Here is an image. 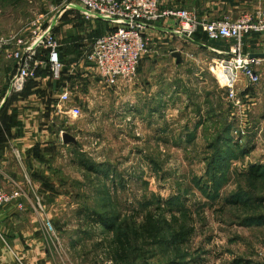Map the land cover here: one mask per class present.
Returning a JSON list of instances; mask_svg holds the SVG:
<instances>
[{
  "label": "rangeland",
  "instance_id": "1",
  "mask_svg": "<svg viewBox=\"0 0 264 264\" xmlns=\"http://www.w3.org/2000/svg\"><path fill=\"white\" fill-rule=\"evenodd\" d=\"M62 2L0 0V16L24 26L47 13L60 22L59 43L64 23L74 25L77 44L88 41L85 30H95L59 18ZM257 41L244 37V52ZM188 47L179 63L168 53L141 64L129 83L108 86L93 71L77 117L39 118L52 141L32 164L49 264H122L113 259L116 235H126V264H264V60L259 82H240L235 101L212 71L227 54ZM251 164L260 169L250 173ZM92 210L114 226L87 216Z\"/></svg>",
  "mask_w": 264,
  "mask_h": 264
},
{
  "label": "crops",
  "instance_id": "2",
  "mask_svg": "<svg viewBox=\"0 0 264 264\" xmlns=\"http://www.w3.org/2000/svg\"><path fill=\"white\" fill-rule=\"evenodd\" d=\"M261 1L264 3V0H160L159 8L160 11L187 8L202 20H216L223 17L236 19L245 13H254L261 7L259 5ZM65 16L67 18L76 16L78 18L74 19L83 20L80 13H62L59 18L63 19ZM14 20L11 17L0 16V33L7 31L24 33L29 22L24 26H16ZM60 21L63 23L62 20ZM59 23L56 20L55 25ZM89 25L95 30L93 32L90 31L91 29L85 30L89 33V40L112 28L110 23L100 20L91 21ZM60 26L65 34V41L59 43L61 60L64 64L59 82L50 78L48 71L42 68L38 70L35 78L26 82L20 94L16 96L8 93V84L16 71V65L5 55L0 56V186L10 189L19 185L23 191L22 208L14 203L0 207V264H49L44 246L46 240L40 235L36 223L39 224L41 203L36 202L35 196L43 189H40L38 181L33 178L37 171H34L36 169L32 164L34 160L40 159V150L50 145L52 141L43 136L47 124L41 125L39 118L41 120V115L47 111L55 116L60 113L56 104H50L48 100L56 96L55 91H60L64 81L73 83L80 80V93L85 94V89L91 85L94 76L92 63L88 61L81 63V58L89 50V40L79 39L80 43L77 44L75 36L72 37L75 34L74 25L64 23ZM175 26V18L167 15H162L146 26L144 35L148 39L151 52L141 59L139 67L141 64L142 66L151 64L158 55L165 57L170 53L173 57L172 52L177 51L181 56L190 45H206L201 37L203 33L200 31L192 42L176 34ZM79 30L77 35L83 33L82 29ZM96 31L97 34L94 35ZM245 37H255L259 40L251 43V50L246 53L264 52V38L261 35L253 33ZM223 43L226 44L225 48L209 46L206 48H212L210 50L216 53H226L232 41L224 40ZM182 59L181 56V61ZM35 149L38 150V156L33 153Z\"/></svg>",
  "mask_w": 264,
  "mask_h": 264
},
{
  "label": "built area",
  "instance_id": "3",
  "mask_svg": "<svg viewBox=\"0 0 264 264\" xmlns=\"http://www.w3.org/2000/svg\"><path fill=\"white\" fill-rule=\"evenodd\" d=\"M160 0H63L58 17L66 10L78 11L86 23L100 20L112 28L94 37L81 63H92V70L100 83L108 86L129 83L136 76L140 61L150 54L146 26L162 15L175 18V33L187 40L201 31L209 40L232 41L227 58L215 59L212 67L219 71L218 81L227 89L229 98L237 99L240 82L244 86L257 84L260 74L255 68L264 59L249 58L243 51L244 37L257 33L264 38V6L254 13H245L236 19L223 17L202 20L189 9H166L160 11ZM47 13H37L26 29L0 33V56L12 59L16 71L8 84V93H20L26 82L35 78L39 69H45L54 80H60L64 64L60 59V44L53 33L56 20H46ZM80 80L64 81L59 91L56 108L60 113L80 114L78 100ZM238 102V101H237ZM67 105H69L67 107ZM27 182L30 183L28 178ZM22 188L10 189L0 186V207L14 203L23 207ZM41 208V207H40Z\"/></svg>",
  "mask_w": 264,
  "mask_h": 264
},
{
  "label": "trees",
  "instance_id": "4",
  "mask_svg": "<svg viewBox=\"0 0 264 264\" xmlns=\"http://www.w3.org/2000/svg\"><path fill=\"white\" fill-rule=\"evenodd\" d=\"M200 32L197 31L193 35V39H196ZM201 37L203 38V40H205L206 45L209 46V47L225 48V43H223L224 40H209V39H207L206 35H204V33L201 35ZM244 47L245 46H243V51H244ZM60 59H61V55H60ZM42 150L44 151L45 149H42ZM42 150H40V151H42ZM33 153L36 156H38V150L37 149H35ZM259 169L260 168L257 167L254 164H251L249 166V172L250 173H256ZM88 215L93 216L92 218H94L95 221H98L102 226H105L107 228H110V227L114 226L112 219H110L109 217H106L102 213H99V212H96V211L92 210V211L87 213V216ZM258 217L260 218L259 221L264 225V214H260ZM115 241H116L115 243H116L117 246L115 248V251L113 252V254H114L113 255V259L115 260L116 263L126 264V255L127 254H126V248L124 246L127 243L126 235H116L115 236Z\"/></svg>",
  "mask_w": 264,
  "mask_h": 264
},
{
  "label": "water",
  "instance_id": "5",
  "mask_svg": "<svg viewBox=\"0 0 264 264\" xmlns=\"http://www.w3.org/2000/svg\"><path fill=\"white\" fill-rule=\"evenodd\" d=\"M187 40L194 42L192 39L187 38ZM212 49V48H210ZM173 57H175L176 62L179 63L181 62V56L177 51L172 52ZM249 58H261L264 59V52H252L248 53ZM62 138L65 143L67 142H75V138L71 136L70 134L66 132H62Z\"/></svg>",
  "mask_w": 264,
  "mask_h": 264
}]
</instances>
